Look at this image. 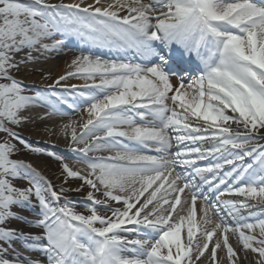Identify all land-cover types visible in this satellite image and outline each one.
<instances>
[{"label": "snow or ice", "instance_id": "6c2138e0", "mask_svg": "<svg viewBox=\"0 0 264 264\" xmlns=\"http://www.w3.org/2000/svg\"><path fill=\"white\" fill-rule=\"evenodd\" d=\"M71 40L87 53L46 89L15 75ZM65 106L86 114L61 129L79 170L18 131ZM262 142L264 0H0V264H264Z\"/></svg>", "mask_w": 264, "mask_h": 264}, {"label": "bare ground", "instance_id": "6f19581e", "mask_svg": "<svg viewBox=\"0 0 264 264\" xmlns=\"http://www.w3.org/2000/svg\"><path fill=\"white\" fill-rule=\"evenodd\" d=\"M52 2L55 3L58 2V0H52ZM65 2H72V0H65ZM89 2H91V0H89ZM66 45L72 46L74 48L72 50L65 49L64 51H62L63 53L53 52L45 54V56L41 57L39 62L29 65L27 69L22 68L20 72L15 73L17 74L16 76L22 80L24 85L32 86L31 90L33 91L46 89L47 86L51 84L56 77L65 72L66 66L72 58H74L76 55H80L82 52L86 54L88 51L87 45H81L76 41L71 40ZM102 55L110 56L109 54L105 53H103ZM50 56L52 59L48 60ZM33 69L35 70L33 71ZM41 72L50 73L53 77L49 79H40L39 77L41 75L39 76V74H41ZM68 82L72 84L82 83V81L78 79H72ZM45 111L46 110L44 108L33 107L30 108L28 112L24 113L27 117H29V120L20 129H18L20 134L25 139L28 138L38 140L39 142H45L47 144L51 143L52 148H50L52 149V151H55V154L64 157V162L69 164L70 167H72L74 170L84 168V166H82L80 164V161L77 159V154H74L69 149V140L64 136L61 129L62 125L69 120L82 121V119H86V114H83L81 109L73 112L71 111V113L69 112V116H67V114L65 118L63 116L53 115L47 119L42 120L40 119V117L44 116ZM67 117H70L71 119H67ZM79 131L80 129L77 127V132L79 133ZM73 147L76 146L74 145ZM104 155H108V153H104ZM43 159L47 160V158ZM33 166L39 169L43 173V175L46 176L52 183L56 182V180H64V177L61 175L60 169V172L58 174L52 175L50 171L44 169L43 167H40L36 162L33 164ZM67 196L70 200L80 198L79 193L76 191H72ZM200 206L201 204H199L198 208H200ZM197 216L199 218V209H197ZM230 243H232L233 247L236 248V250L239 252L236 239L230 237ZM240 255L241 259L239 261V264H254L255 257L253 254L249 253L247 260L243 258V253H241Z\"/></svg>", "mask_w": 264, "mask_h": 264}, {"label": "rangeland", "instance_id": "374dc122", "mask_svg": "<svg viewBox=\"0 0 264 264\" xmlns=\"http://www.w3.org/2000/svg\"><path fill=\"white\" fill-rule=\"evenodd\" d=\"M15 75H17V74H15ZM40 75L41 74H39V76ZM51 77H53V76H51ZM39 78L41 79L42 76H40ZM28 133H31V132H28ZM43 134H45V133H43ZM39 156L40 155L31 154V153L22 151V152L19 153V155L16 158L23 159L24 161L30 162L32 164H34L36 162L40 167H43L46 170L47 169L51 170L52 175H54L53 171L59 172L60 168H59V164L58 163L50 161L48 159L47 160L43 159L42 157H39ZM62 183L63 182H61L60 180H56V182H54V185L59 187ZM80 184H81L80 181H72L70 183L65 184L64 187L67 188V189H76V188L80 187ZM83 194H84V192H80V195L84 196ZM26 230L27 231L29 230V231H32V232L33 231L36 232L37 229H34V228L33 229H28V228H26Z\"/></svg>", "mask_w": 264, "mask_h": 264}]
</instances>
